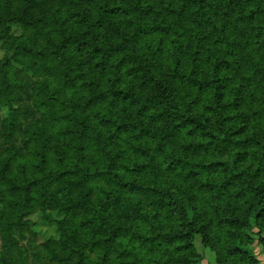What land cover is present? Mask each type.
I'll list each match as a JSON object with an SVG mask.
<instances>
[{"label":"trees","instance_id":"trees-1","mask_svg":"<svg viewBox=\"0 0 264 264\" xmlns=\"http://www.w3.org/2000/svg\"><path fill=\"white\" fill-rule=\"evenodd\" d=\"M0 42V264H259L264 0H0Z\"/></svg>","mask_w":264,"mask_h":264},{"label":"rangeland","instance_id":"rangeland-1","mask_svg":"<svg viewBox=\"0 0 264 264\" xmlns=\"http://www.w3.org/2000/svg\"><path fill=\"white\" fill-rule=\"evenodd\" d=\"M11 36H14L16 38H20L24 34V30L21 29L18 26H14L12 28V32L10 33ZM4 42H0V60L3 58L5 50H4ZM54 218L56 220H61L62 217L53 214ZM28 222H30L32 225L27 227L26 230L31 231L35 236L34 243L35 244H42L48 239H58V233L56 230V227L54 224H49L45 221H42L41 218L38 216V214H34L33 216L29 217ZM28 236L27 240L23 244H27V241L29 239L33 240V236ZM194 246L197 252V257H195V260L199 261V264H226V259L223 257V255L215 249L217 246L214 245V248L210 247H204L201 242V238L199 236H195L194 238ZM22 244V245H23ZM253 253L256 257V260L259 264H264V255L262 253L261 248L259 247V244L256 242L253 243ZM18 250V249H17ZM15 250L11 254L12 256H16L18 254V251ZM10 254V255H11ZM91 264H98L99 259H95V255L90 256Z\"/></svg>","mask_w":264,"mask_h":264}]
</instances>
